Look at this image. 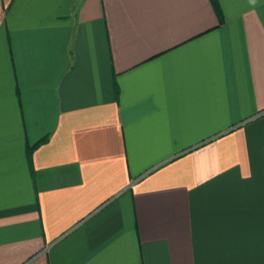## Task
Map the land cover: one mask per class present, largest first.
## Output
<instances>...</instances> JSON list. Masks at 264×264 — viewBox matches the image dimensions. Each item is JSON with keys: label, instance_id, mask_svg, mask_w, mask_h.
I'll use <instances>...</instances> for the list:
<instances>
[{"label": "crops", "instance_id": "0c3cea01", "mask_svg": "<svg viewBox=\"0 0 264 264\" xmlns=\"http://www.w3.org/2000/svg\"><path fill=\"white\" fill-rule=\"evenodd\" d=\"M216 1L0 0V264H264V0Z\"/></svg>", "mask_w": 264, "mask_h": 264}, {"label": "trees", "instance_id": "16d2710c", "mask_svg": "<svg viewBox=\"0 0 264 264\" xmlns=\"http://www.w3.org/2000/svg\"><path fill=\"white\" fill-rule=\"evenodd\" d=\"M215 11L220 14V11H219V6L217 4V1L216 0H210ZM46 136H44L43 138H41L40 140H38L37 142H35L34 144L30 145V146H27V157L28 159L30 160V154H31V151L34 147H36L39 143L43 142L46 140Z\"/></svg>", "mask_w": 264, "mask_h": 264}, {"label": "built area", "instance_id": "2783aa9c", "mask_svg": "<svg viewBox=\"0 0 264 264\" xmlns=\"http://www.w3.org/2000/svg\"><path fill=\"white\" fill-rule=\"evenodd\" d=\"M263 112H264V109H262L261 112L260 113H257V114L259 115V114H262Z\"/></svg>", "mask_w": 264, "mask_h": 264}]
</instances>
